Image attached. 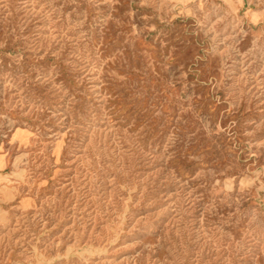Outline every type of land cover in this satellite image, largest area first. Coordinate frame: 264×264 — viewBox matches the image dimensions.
I'll list each match as a JSON object with an SVG mask.
<instances>
[{
	"label": "rangeland",
	"instance_id": "1",
	"mask_svg": "<svg viewBox=\"0 0 264 264\" xmlns=\"http://www.w3.org/2000/svg\"><path fill=\"white\" fill-rule=\"evenodd\" d=\"M0 264H264V0H0Z\"/></svg>",
	"mask_w": 264,
	"mask_h": 264
}]
</instances>
